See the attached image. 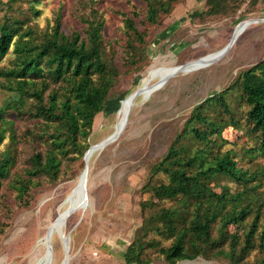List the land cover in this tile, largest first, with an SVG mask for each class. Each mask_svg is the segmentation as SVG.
Listing matches in <instances>:
<instances>
[{
	"label": "rangeland",
	"instance_id": "obj_1",
	"mask_svg": "<svg viewBox=\"0 0 264 264\" xmlns=\"http://www.w3.org/2000/svg\"><path fill=\"white\" fill-rule=\"evenodd\" d=\"M33 3L34 0H0V23L4 16L9 21L19 19L23 31H27L34 42H39L51 32L58 16L61 29L68 34L84 29L79 17L88 14L91 7L97 8L104 20L102 38L107 56L119 72L110 100L119 104L115 110L96 114L87 139L89 146L113 132L115 123L126 110L123 107L127 108L125 102L131 91L140 86L142 90L155 86L134 99L126 126L117 140L94 151L88 160V203L71 212L62 223L65 242L70 232L69 264H128L124 254L136 240L142 242L141 260L130 264H259L264 255L261 246L264 247V237L260 239L264 227V151L258 147L256 134L245 121L247 107L240 101L236 79L240 72L264 58V21L250 22L242 30V24H237L264 18V0L230 2L224 13L213 15L205 12V0H178L161 24L151 28L145 36L141 45L144 46L142 61L135 65L127 59L124 49L123 18L135 4H142L139 0H40L35 5L40 11L38 14L31 9ZM238 32L225 54L200 63L192 71L172 73L162 79L179 64L192 67L214 56ZM15 57L12 47L1 59L0 71L13 67ZM9 85L8 79L0 75V106L15 99ZM60 88L61 85L50 83L44 96ZM218 94L229 104L231 116L214 105V100L205 101ZM31 100L25 102V107H29ZM122 100L125 101L121 104ZM193 111L204 119L194 118ZM5 118L12 121L16 142L11 146L6 132L0 143V150L11 147L15 158L10 179L2 180L0 185V264H61L64 250L55 224L67 206L66 196L81 173L84 153L82 156L72 153L63 158L56 182L40 176L41 184L31 189L27 199L20 200L10 180L23 174L25 160L32 151L26 138L27 130L34 129L37 120L27 115L15 117L10 111ZM209 122L220 124V131L210 133L213 126ZM193 127L208 131V135L197 138L191 132ZM176 138L179 145H184L178 148L180 156L193 155L208 144L210 151L204 152L207 160L228 152L237 167L246 172V179L241 182L226 175H217L209 182L211 190L224 203L223 211L238 210V205L248 208L244 219L230 222L225 229L228 234H237L236 250L242 244L244 232L258 215L254 247L243 259L235 262L218 252L219 247H213L196 258L169 263L159 252L160 247L172 243L173 237L154 214L162 207L178 206L179 202L158 199L152 187L168 182V172L174 164H167V156ZM164 158V167L154 171ZM198 161L185 165L186 172H193ZM222 229L217 216L211 222L212 238L217 239ZM149 240H156L158 245L144 243ZM220 248L230 250L228 241Z\"/></svg>",
	"mask_w": 264,
	"mask_h": 264
},
{
	"label": "trees",
	"instance_id": "obj_2",
	"mask_svg": "<svg viewBox=\"0 0 264 264\" xmlns=\"http://www.w3.org/2000/svg\"><path fill=\"white\" fill-rule=\"evenodd\" d=\"M39 1L34 0L31 7L37 14L40 11L35 5ZM139 1L142 4H135L123 18V33L126 37L124 49L127 59L133 65L142 61L144 46L141 45L145 36L151 28L161 24L178 2ZM235 1L237 0H205V12L211 15L224 13L229 3ZM79 19L85 25L84 29L73 30L68 34L61 29L58 16L51 32L39 42H34V38L27 31H23V23L19 19L9 21L4 16L0 23V61L12 47L16 53L14 66L0 71V75L10 82L8 88L15 92L14 100L0 106V143L6 132L11 146L16 142L12 121L5 118L7 111L15 117L27 115L37 120L34 129L27 130L28 136L27 132L21 136L22 139L26 136L32 150L25 160L23 174L10 180L16 197L23 201L28 198L33 187L41 184L43 178L40 176L49 182L58 180L63 158L72 153L83 155L89 147L87 139L92 132L96 114L115 110L119 104L118 102L116 105L115 100H110V91L119 72L107 56L106 44L102 38L104 20L95 7H91L90 12L81 15ZM50 83L61 85V88L50 90L45 97L44 92ZM236 84L240 91V101L247 107L245 121L256 134L258 147L264 151V58L240 72ZM28 99H32L31 104L25 107ZM60 99L63 103H59ZM212 100L214 105H219L230 115L229 104L221 94L205 99L208 103ZM193 113L194 118L204 119L199 112ZM209 125L213 126L210 133L220 131V124L209 122ZM191 132L199 139L208 135V131H200L195 127L191 128ZM42 145L44 148H41ZM182 146L184 145H179L177 138L171 144L169 156L166 158L167 164H174V167L168 172V182L152 187L158 199H174L179 202L178 206L162 207L154 214L157 221L163 223L162 228L167 229L173 237L172 243L168 247H160L159 252L169 263L196 258L207 248L213 247H219L218 252L229 256L235 262L243 259L249 249L254 247L258 215H255L244 232L242 244L236 250L237 234H228L225 229L230 222L244 219L248 208L246 205H238V210L223 211L224 203L211 190L209 182L217 175H226L241 182L246 179V172L237 167L228 152L215 154L211 160H207L204 152L209 153L208 144L200 150L197 149L193 155L188 153L180 156L178 148ZM10 150L9 146L0 150V185L2 180L10 179L11 176L15 158ZM164 160L165 158L154 167V171L164 167ZM196 160H199L196 169L191 173L186 172L185 165L191 166ZM217 216L220 217L223 229L217 239H214L210 232L211 222ZM151 220L152 217L148 219ZM262 231L261 240L264 237V227ZM224 241H228L230 250L220 248ZM140 243L142 244L141 240H136L127 247L124 254L126 263L141 260L139 255L143 248ZM144 243L158 245L156 240ZM261 246L264 249L262 244ZM259 264H264V255Z\"/></svg>",
	"mask_w": 264,
	"mask_h": 264
},
{
	"label": "water",
	"instance_id": "obj_3",
	"mask_svg": "<svg viewBox=\"0 0 264 264\" xmlns=\"http://www.w3.org/2000/svg\"><path fill=\"white\" fill-rule=\"evenodd\" d=\"M250 20H254L255 22H261V21H264V18H254V19H250ZM250 22H252V21H249V22L241 21L237 24V26L242 24L241 29H240V30H242ZM239 32L235 33L232 36L231 40L222 49L219 50L217 56H221L228 51V49L231 47L232 43L234 42V40L238 36ZM174 68L175 69L173 71V74L180 72V71H183L184 70L183 69L184 68L183 63L175 66ZM141 91H142V86L134 89L133 91H131L129 93V95L126 98L127 108H126L125 112L123 113L122 118L118 122L115 123L113 132L110 133L108 136H106L101 141H99L98 143L89 146V148L84 152V155H83L84 167H83L74 187L71 188L70 192L68 193V195L66 196V198L64 200L66 205H67L65 210H64V213L66 216L69 215L74 210H76L77 208L85 207L87 205V203H88V201H87L88 159L94 151L103 149L106 145L117 140V138L120 136V134L122 133V131L124 130V128L126 126L128 114H129L130 108L132 107V105L134 103V99L141 93ZM124 101L125 100H122L121 104ZM119 112H120V108L117 110L116 115H118ZM77 187H79V191H80L79 201L76 205H70L73 193L75 191V188H77ZM66 242H67V244H66L67 248H66L65 257L63 259V264H69V260H70V255L68 253V250L70 249V232L67 235Z\"/></svg>",
	"mask_w": 264,
	"mask_h": 264
},
{
	"label": "bare ground",
	"instance_id": "obj_4",
	"mask_svg": "<svg viewBox=\"0 0 264 264\" xmlns=\"http://www.w3.org/2000/svg\"><path fill=\"white\" fill-rule=\"evenodd\" d=\"M249 21H252V22H254V20H246L245 22H249ZM218 52L219 51H217L216 53H215V55L214 56H210V57H208V58H205V59H203V60H200L199 62H197L194 66H192V67H184L183 69V71H192L194 68H196L200 63H204V62H206L207 60H209V59H213L214 57H216L217 56V54H218ZM208 62V61H207ZM153 63V62H152ZM151 67H153V66H151ZM150 67V68H151ZM173 71H174V69L172 70V71H168V72H166L165 73V77L164 78H162V79H165V78H167L169 75H171L172 73H173ZM155 86H151L150 88H148V89H143L142 91H141V93L140 94H143V92H145V91H147V90H151V89H153ZM139 94V95H140ZM125 105H126V102H125ZM126 108L125 107H123V110H125ZM90 158V157H89ZM89 160V159H88ZM88 168H89V166H88ZM79 198H80V191H79V187H77V188H75V191H74V193H73V197H72V199H71V202H70V205H76L77 203H78V201H79ZM68 216V215H67ZM66 215H65V213H64V211L63 212H61L60 213V215L57 217V221H56V226H57V235L59 236V238L61 239V241H62V246H63V253H64V256H63V259H64V257H65V254H66V242H65V235H64V233H63V229H62V223H63V221L66 219V217H67ZM63 259H62V261H61V264H63Z\"/></svg>",
	"mask_w": 264,
	"mask_h": 264
}]
</instances>
